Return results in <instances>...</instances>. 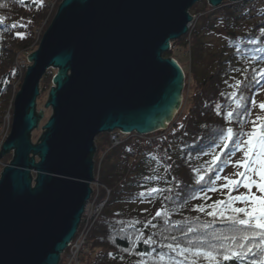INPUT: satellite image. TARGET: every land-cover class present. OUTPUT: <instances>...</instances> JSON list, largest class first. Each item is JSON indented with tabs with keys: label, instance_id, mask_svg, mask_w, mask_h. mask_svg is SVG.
<instances>
[{
	"label": "water",
	"instance_id": "obj_1",
	"mask_svg": "<svg viewBox=\"0 0 264 264\" xmlns=\"http://www.w3.org/2000/svg\"><path fill=\"white\" fill-rule=\"evenodd\" d=\"M200 0H62L28 55L0 158V264H59L93 194L96 138L168 127L185 75L164 53L186 35ZM212 7L226 0H207ZM238 2L242 0H229ZM56 70L44 117L40 81Z\"/></svg>",
	"mask_w": 264,
	"mask_h": 264
},
{
	"label": "trees",
	"instance_id": "obj_2",
	"mask_svg": "<svg viewBox=\"0 0 264 264\" xmlns=\"http://www.w3.org/2000/svg\"><path fill=\"white\" fill-rule=\"evenodd\" d=\"M251 1L226 0L218 7L206 1L193 13L198 19L189 32L171 41L164 56L179 61L177 53L182 51L189 59L185 65L179 61L186 75L184 98L167 128L147 135L121 133L118 145L110 133H105L103 143L96 141L94 156L102 161L99 169L96 162L95 171L105 187L98 195L107 198V204L88 233L89 247L82 264H166L157 253L166 258L174 255L160 246L175 243L171 237L183 245L206 232H228V224L214 221L206 212L212 211L216 201L228 199L229 191L216 177L222 176L248 132L252 105L264 83V0L256 10ZM49 3L0 0L7 5L0 7V125L7 111H13L15 95L30 65L28 55L35 50L36 30L48 17ZM13 23L16 28L11 27ZM218 29L223 31L221 42L208 48V34ZM253 40L257 43H250ZM55 72L50 69L42 77L37 103L44 94L49 98ZM229 111L234 113L231 119ZM228 128L233 129L231 141L224 139ZM214 155L220 156L218 162ZM152 188L160 191L152 193ZM201 207L205 211L196 210ZM206 222H211L208 229L203 228ZM189 227L196 231L186 235L182 230ZM147 239L155 243H144ZM145 252L148 255H139Z\"/></svg>",
	"mask_w": 264,
	"mask_h": 264
},
{
	"label": "snow or ice",
	"instance_id": "obj_3",
	"mask_svg": "<svg viewBox=\"0 0 264 264\" xmlns=\"http://www.w3.org/2000/svg\"><path fill=\"white\" fill-rule=\"evenodd\" d=\"M19 2V0H17ZM42 0H33V3ZM0 7H7L6 4H0ZM3 18L0 17V24ZM30 23V22H29ZM26 27V25H19ZM12 28H16L17 24L13 23ZM264 32V28L261 29ZM21 39L24 38L22 33H17ZM250 43H257L253 40ZM237 87L240 86L237 82ZM235 96L236 94L233 93ZM264 111V103L259 105ZM246 111V109H245ZM234 116L232 111L228 112L231 119ZM259 121V125H257ZM253 129L251 132L244 133L246 139L242 140L237 148L243 153V159L236 161L235 166L243 171H238L234 175L241 179H230L224 177L226 183L222 187L229 189L227 201L218 200L211 205L212 211L206 212L213 220H219L228 224L229 230L225 233H205L197 237L195 240L188 239L187 243L181 244L180 240L173 236L171 239L175 243L161 244V248H167L174 255L165 256L164 253L158 252L160 261L166 264H264V118L257 117L256 121H251ZM233 129H227L225 141H231ZM227 144H225V147ZM220 156L214 155V161L218 162ZM256 177V179L253 178ZM217 180L221 177H216ZM203 180V177H201ZM243 186L248 190L247 194L232 196L231 192ZM255 187L260 196L252 193ZM216 190V189H212ZM152 193L160 191L152 188ZM144 196V193H140ZM206 195V193H205ZM237 203L243 204L244 207L235 206ZM197 211H205L203 207L196 209ZM156 216H161V212H157ZM211 227V222H206L203 228ZM185 234L192 233L196 229L189 227ZM146 244H154L155 241L147 239ZM146 256L148 253H140ZM138 264H147V261H139Z\"/></svg>",
	"mask_w": 264,
	"mask_h": 264
},
{
	"label": "rangeland",
	"instance_id": "obj_4",
	"mask_svg": "<svg viewBox=\"0 0 264 264\" xmlns=\"http://www.w3.org/2000/svg\"><path fill=\"white\" fill-rule=\"evenodd\" d=\"M52 1V6L51 8L49 7V14H48V17L45 19V21L41 24L40 27L37 28L36 30V34H37V40L35 42V47L33 49L37 50L38 49V46H39V42L42 38V35L43 33L46 31V29L48 28V26L50 25V21L48 20L49 17L52 15V13L55 11L56 7H57V4L59 2H61L62 0H50ZM206 1L207 0H200L199 2H197L193 7L192 10H190V12L192 13V15L195 17V22L196 20L198 19L197 15L196 14H193L196 10L198 9H201L205 6L206 4ZM208 3V1H207ZM263 3V0H252L250 2V5L251 7L253 8V10H256V8H260L261 5ZM56 14V13H55ZM52 21V20H51ZM222 36H223V31L221 29H218L216 32H210L207 36V39H208V42H209V46L208 48H212V47H215L216 45H218L221 40H222ZM35 50L31 51L30 53L34 52ZM29 53V54H30ZM177 56L179 57V61L182 63V65H185V64H188V55L187 53L185 52H178L177 53ZM23 72H24V69L21 68V72H20V77L23 75ZM26 74V73H25ZM22 85V84H21ZM38 100V99H37ZM47 94H44L42 98L39 99L38 103H37V110L38 111H43V109L45 110L44 112V117L42 119V121L40 122L39 124V127L33 131L32 133V141L33 143H36L39 139V137L42 135L43 133V126L45 125V123L47 122V120L50 118V116L52 115V109L51 108H46L45 107V104L47 102ZM261 103H264V83L262 84V86L260 87V90L259 92L257 93V95L255 96V99H254V102H253V105H252V110H251V119H250V123H249V126H248V132H251L252 129H253V125L251 123V121H256L257 120V117H262L264 118V111H262L259 107V105ZM14 105V103H13ZM12 119H13V111L11 109H9L7 111V113L4 115L3 117V121L1 123V125L4 123L5 121V124H9V122H11V125L9 127V132H2V130L0 131V144H1V148H2V145L3 143L5 142V140L7 139V137L9 136L10 132H11V127H12ZM259 121H257V125H259ZM0 127H3L1 126ZM116 132H120L119 130H114L113 132H111L110 134L112 135L113 133H116ZM110 135V136H111ZM104 139H105V133L103 134H100L97 138H96V141L99 144L103 143L104 142ZM246 137H244L243 140H245ZM5 158V160H4ZM8 158V159H6ZM11 158H13V154L10 153L8 155H5L4 157L0 158V164H1V168H0V176H1V173H2V167H5L8 163V161L10 162L11 161ZM95 158V161L97 162V168L99 169V163L102 161V159H100L98 156L94 157ZM243 159V153L238 149L236 151L235 154L232 155L231 159L229 160V164H228V167L224 169V173L222 174L221 176V181H220V186L222 187L226 181L223 179L224 177H228L230 179H241L240 177L234 175L235 173H237L238 171H243L244 169L240 168L238 169L236 166H235V162L236 161H239V160H242ZM254 179H256L255 176H253ZM96 182V183H95ZM101 185L100 183V178H99V175L97 176V173H96V179L94 180V182L92 183V187H93V190L94 192L97 190L98 193L100 192V195L102 194V192L104 191L105 187ZM100 189V190H99ZM224 190H227L229 191L228 188L226 187H223ZM102 190V191H101ZM93 192V195L91 196V198H95L96 195H94L95 193ZM248 190L245 189L243 186H240L237 190L235 191H232V196H236V195H241V194H247ZM252 193L253 194H256L257 196H260L261 193H259L257 191V189L255 187L252 188ZM98 197V199L96 200V202L100 201L101 200V197ZM101 203V202H100ZM235 206L237 207H244L243 204H239L237 203ZM87 216V215H86ZM89 217V216H88ZM87 218V217H85ZM81 226V225H80ZM84 224L82 225V227H80V232L81 230L84 228ZM76 237V236H75ZM74 237V242L77 241V237L75 238ZM75 245V243H74ZM72 248V247H71ZM65 253L62 255L61 257V261L59 264H69V257H68V254L69 253H72L74 251H71V249H65ZM85 258V253L84 254H81V264H82V259ZM71 264H74V263H71Z\"/></svg>",
	"mask_w": 264,
	"mask_h": 264
},
{
	"label": "built area",
	"instance_id": "obj_5",
	"mask_svg": "<svg viewBox=\"0 0 264 264\" xmlns=\"http://www.w3.org/2000/svg\"><path fill=\"white\" fill-rule=\"evenodd\" d=\"M51 6H52V1H50V3H49L50 8H51ZM10 125H11V122H9V124L6 125L5 121H4V123L1 125L3 127H0V131L2 130L3 133L9 132ZM121 133H122L121 131L116 132L110 136V139L113 142V144L118 145L121 142V139H120ZM0 151H1V144H0ZM95 179H96V175H95ZM93 192H94V190H93ZM94 193H95L94 195H96V197L90 198V200L86 206L85 213L83 215L81 224H80L81 226H79L78 232L76 234L77 241L74 242V238H73V240L69 243L68 247L66 248V249H71V251H74V252L68 254V257H69L68 263L69 264H71V263L81 264V254L86 253V251L89 247L88 233L91 229V226H92L94 220L99 216V214L103 211V209L105 208V205L107 204V198H101L100 201L96 202V200L99 197L98 191L96 190ZM85 217H87V218H85ZM83 224L85 227L80 232V227H82ZM74 243H75V245H74ZM65 251H64V253H65Z\"/></svg>",
	"mask_w": 264,
	"mask_h": 264
},
{
	"label": "bare ground",
	"instance_id": "obj_6",
	"mask_svg": "<svg viewBox=\"0 0 264 264\" xmlns=\"http://www.w3.org/2000/svg\"><path fill=\"white\" fill-rule=\"evenodd\" d=\"M195 22V17H194V21L191 22L190 27H192L193 23ZM179 62V61H178ZM180 63V62H179ZM182 66V65H181ZM183 68V67H182ZM184 98V94L182 95V99Z\"/></svg>",
	"mask_w": 264,
	"mask_h": 264
}]
</instances>
